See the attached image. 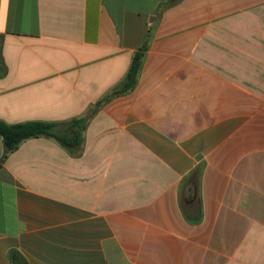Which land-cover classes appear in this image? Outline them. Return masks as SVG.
Instances as JSON below:
<instances>
[{
  "label": "crops",
  "instance_id": "crops-1",
  "mask_svg": "<svg viewBox=\"0 0 264 264\" xmlns=\"http://www.w3.org/2000/svg\"><path fill=\"white\" fill-rule=\"evenodd\" d=\"M1 39L8 124L86 115L146 50L81 147L1 164L0 264H264V0H0Z\"/></svg>",
  "mask_w": 264,
  "mask_h": 264
},
{
  "label": "trees",
  "instance_id": "trees-1",
  "mask_svg": "<svg viewBox=\"0 0 264 264\" xmlns=\"http://www.w3.org/2000/svg\"><path fill=\"white\" fill-rule=\"evenodd\" d=\"M179 1L181 0H170V4ZM2 47L3 39L0 42V60L2 59ZM145 50L146 46H143L140 51L134 54L130 68L124 79L115 87L111 88L96 104L90 106L88 113L82 117L73 118L64 122L26 121L8 124L0 121V135L2 136L4 144V154L0 160V166L10 153L17 149L23 142L33 138L43 136L52 138L68 150L81 147L84 140L83 133L99 109L110 100L125 95L135 88L143 65ZM192 183L195 185V178H193ZM192 189H194V186H192ZM197 214L201 216V209H198ZM11 258L17 264H27L18 254H12Z\"/></svg>",
  "mask_w": 264,
  "mask_h": 264
}]
</instances>
